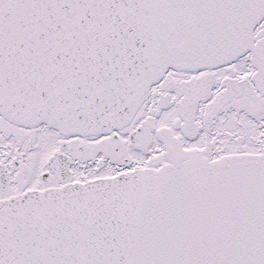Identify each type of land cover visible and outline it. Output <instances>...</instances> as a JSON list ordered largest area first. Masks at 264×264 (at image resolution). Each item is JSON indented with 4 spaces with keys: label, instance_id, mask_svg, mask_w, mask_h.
<instances>
[{
    "label": "snow or ice",
    "instance_id": "snow-or-ice-1",
    "mask_svg": "<svg viewBox=\"0 0 264 264\" xmlns=\"http://www.w3.org/2000/svg\"><path fill=\"white\" fill-rule=\"evenodd\" d=\"M0 264H264V0H0Z\"/></svg>",
    "mask_w": 264,
    "mask_h": 264
}]
</instances>
